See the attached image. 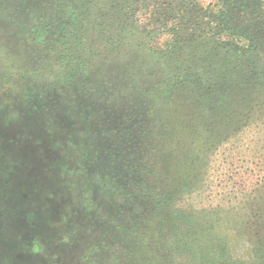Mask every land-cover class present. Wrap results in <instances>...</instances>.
<instances>
[{
  "label": "rangeland",
  "instance_id": "374dc122",
  "mask_svg": "<svg viewBox=\"0 0 264 264\" xmlns=\"http://www.w3.org/2000/svg\"><path fill=\"white\" fill-rule=\"evenodd\" d=\"M170 2L0 0V264H123L120 241L150 220L149 186H175L184 174L170 144L188 132L173 120L160 139L169 119L145 115L147 77L135 73L147 51L128 42L104 58L98 48L102 13ZM206 145L194 180L204 172L205 189L240 197L244 128ZM200 191L193 202L207 201ZM237 215L220 210L214 233L236 259H252L256 242Z\"/></svg>",
  "mask_w": 264,
  "mask_h": 264
},
{
  "label": "trees",
  "instance_id": "16d2710c",
  "mask_svg": "<svg viewBox=\"0 0 264 264\" xmlns=\"http://www.w3.org/2000/svg\"><path fill=\"white\" fill-rule=\"evenodd\" d=\"M174 1L167 7L101 14L109 20L99 27L104 58L128 42L148 53L135 76L140 81L147 77L149 87H139L146 95L145 115L169 119V133L160 139L172 132L173 120L188 132L181 143L170 144L172 152L180 149L177 163L184 174L175 186H147L150 220L128 229L119 259L123 264H264V0ZM68 27L76 28L73 23ZM137 111L143 115L142 106ZM242 128L244 188L233 200L225 194L219 198L211 186L204 188V172L195 181L194 171L208 162V142ZM248 131L253 135L247 138ZM166 173L173 175L169 168ZM200 190L207 201L195 203L190 196ZM220 210L233 215L244 211L237 218L256 242L252 259H236L228 241L214 233Z\"/></svg>",
  "mask_w": 264,
  "mask_h": 264
}]
</instances>
